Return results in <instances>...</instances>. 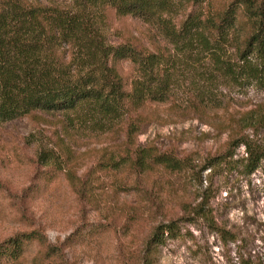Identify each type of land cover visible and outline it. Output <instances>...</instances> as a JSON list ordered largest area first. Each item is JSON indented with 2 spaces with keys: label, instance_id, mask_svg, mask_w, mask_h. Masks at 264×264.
Listing matches in <instances>:
<instances>
[{
  "label": "rangeland",
  "instance_id": "374dc122",
  "mask_svg": "<svg viewBox=\"0 0 264 264\" xmlns=\"http://www.w3.org/2000/svg\"><path fill=\"white\" fill-rule=\"evenodd\" d=\"M190 8L185 5L181 13ZM105 19L109 41L140 42L151 49L165 43L149 20L111 10ZM208 65L203 56L185 59L172 98L140 107L139 132L131 141L122 123L97 128L75 117L70 122L59 110L36 108L0 119V241L39 228L51 243L74 234L65 249L72 264H138L152 228L181 218L180 235L156 247L154 264H237L240 257L264 264V159L249 174L238 161L203 166L240 131L238 118L264 105V89L215 76L209 80ZM243 134L264 146L263 125ZM133 146L172 150L183 168L171 171L149 161L137 175L129 163ZM50 151L57 156L50 157ZM242 154L239 145L233 158ZM84 172L94 188L82 198L72 185ZM145 193L156 203L152 217ZM201 201L205 211L195 214ZM210 218L230 239L211 231ZM35 251L32 245L28 256Z\"/></svg>",
  "mask_w": 264,
  "mask_h": 264
},
{
  "label": "trees",
  "instance_id": "16d2710c",
  "mask_svg": "<svg viewBox=\"0 0 264 264\" xmlns=\"http://www.w3.org/2000/svg\"><path fill=\"white\" fill-rule=\"evenodd\" d=\"M188 4L191 8L181 13ZM110 10L149 20L165 43L151 49L140 42L109 41L105 18ZM191 55L207 58L209 80L215 76L264 89V0H69L64 5L0 0V119L36 108L59 110L67 113L70 122L75 117L97 128L122 123L131 141L139 132L140 107L172 98L185 74L179 66ZM238 122L240 131L222 150L205 158L204 168L238 161L249 174L264 159V146L243 134L244 129L264 126V105L247 110ZM239 145L244 154L234 159ZM130 149L129 163L137 175L149 161L171 171L183 168L172 150ZM50 152V157L57 156ZM78 177L72 187L87 197L94 185L88 172ZM145 194L152 217L156 203L151 193ZM197 206L195 214L205 211L202 201ZM180 221L169 219L152 228L138 264H154L156 247L180 235ZM208 227L230 239L211 218ZM73 235L51 243L39 228L16 232L0 241V264H72L65 249ZM32 245L36 251L29 257ZM237 264L254 263L240 257Z\"/></svg>",
  "mask_w": 264,
  "mask_h": 264
}]
</instances>
